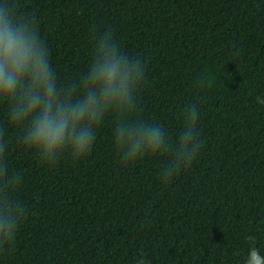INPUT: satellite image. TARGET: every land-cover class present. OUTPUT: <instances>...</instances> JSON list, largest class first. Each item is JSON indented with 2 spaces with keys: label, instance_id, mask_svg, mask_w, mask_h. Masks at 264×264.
I'll use <instances>...</instances> for the list:
<instances>
[{
  "label": "trees",
  "instance_id": "1",
  "mask_svg": "<svg viewBox=\"0 0 264 264\" xmlns=\"http://www.w3.org/2000/svg\"><path fill=\"white\" fill-rule=\"evenodd\" d=\"M14 2L35 17L58 87L80 81L94 36L111 29L145 64L130 119L163 126L175 142L196 103L202 147L162 182L172 155L124 166L109 113L89 154L50 165L18 143L22 129L0 102L5 160L22 176L14 198L26 209L0 264H246L252 250V264H264V0ZM200 76L212 78L203 90Z\"/></svg>",
  "mask_w": 264,
  "mask_h": 264
},
{
  "label": "clouds",
  "instance_id": "2",
  "mask_svg": "<svg viewBox=\"0 0 264 264\" xmlns=\"http://www.w3.org/2000/svg\"><path fill=\"white\" fill-rule=\"evenodd\" d=\"M91 31L96 33L95 25ZM49 50L40 37L34 16L22 14L14 0L0 3V102L9 105V122L22 129L17 140L26 150H34L42 163L53 164L64 153L73 160L89 154L96 129L105 116L115 113L114 145L120 161L128 166L157 153H170L161 180L169 182L189 168L198 157L202 140L198 132L200 107L189 103L183 130L172 142L163 126L133 122L138 92L143 86L145 64L141 58L124 54L113 40L112 30L94 36L89 71L78 83L58 87L49 60ZM212 78L200 76L196 87L203 90ZM6 128L0 125V253L16 238L26 214L22 202L14 198L22 176L10 171L5 160L8 144ZM250 253L246 264H252ZM136 264H146L143 257Z\"/></svg>",
  "mask_w": 264,
  "mask_h": 264
}]
</instances>
